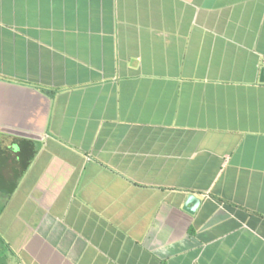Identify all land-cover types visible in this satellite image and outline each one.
Here are the masks:
<instances>
[{
  "label": "crops",
  "instance_id": "1",
  "mask_svg": "<svg viewBox=\"0 0 264 264\" xmlns=\"http://www.w3.org/2000/svg\"><path fill=\"white\" fill-rule=\"evenodd\" d=\"M2 148L4 264H264V0H0Z\"/></svg>",
  "mask_w": 264,
  "mask_h": 264
},
{
  "label": "trees",
  "instance_id": "2",
  "mask_svg": "<svg viewBox=\"0 0 264 264\" xmlns=\"http://www.w3.org/2000/svg\"><path fill=\"white\" fill-rule=\"evenodd\" d=\"M22 142L29 143V141H27V140H23ZM22 147H23V143H22ZM0 151H1V153L3 152L2 156H1V160H0V214H1V212L3 211L4 205H5V202L7 201V198H9V196L11 195L12 191H11V189L8 191H5V185L8 181V179H6V177H5L6 175H5L3 169H4V166L7 164L6 159H5V156L7 154H6L5 148L0 149ZM33 154H34L33 151L29 152L28 157H31ZM17 155H18V157H25V156H23V155H25L23 152V148L18 152ZM3 157H4V160H3ZM26 160H28V159H26ZM27 163H28V161H24L22 164H24V166H26ZM0 264H4L1 256H0Z\"/></svg>",
  "mask_w": 264,
  "mask_h": 264
},
{
  "label": "water",
  "instance_id": "3",
  "mask_svg": "<svg viewBox=\"0 0 264 264\" xmlns=\"http://www.w3.org/2000/svg\"><path fill=\"white\" fill-rule=\"evenodd\" d=\"M199 202L200 200L198 199V197H196L194 194H189L183 205V208L186 211L192 213L197 208Z\"/></svg>",
  "mask_w": 264,
  "mask_h": 264
}]
</instances>
